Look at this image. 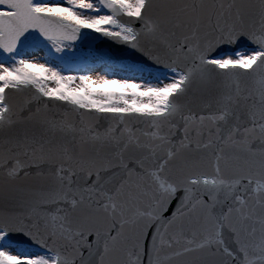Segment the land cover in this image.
<instances>
[{"label": "snow or ice", "instance_id": "6c2138e0", "mask_svg": "<svg viewBox=\"0 0 264 264\" xmlns=\"http://www.w3.org/2000/svg\"><path fill=\"white\" fill-rule=\"evenodd\" d=\"M85 30L163 71L21 51ZM0 53V264H264V0H0Z\"/></svg>", "mask_w": 264, "mask_h": 264}, {"label": "rangeland", "instance_id": "374dc122", "mask_svg": "<svg viewBox=\"0 0 264 264\" xmlns=\"http://www.w3.org/2000/svg\"><path fill=\"white\" fill-rule=\"evenodd\" d=\"M65 6H67L65 4ZM85 48L79 46H74L72 49H66L65 53H55L54 49L50 47H29L21 49L25 58L33 59L39 63H51L54 67H59L64 72L65 75H86L90 74L93 76L97 75H107L109 79H134L136 82H155L154 76L158 70L145 68L144 72H131L121 67V65L112 64H102L100 67L92 66L85 67L88 61L93 55L86 52ZM60 57H64L63 60ZM123 61V60H122ZM101 64V63H98ZM124 64H136L129 61L123 62ZM106 65L107 67H104ZM99 69V71L97 70ZM106 69V70H105Z\"/></svg>", "mask_w": 264, "mask_h": 264}, {"label": "water", "instance_id": "95a60500", "mask_svg": "<svg viewBox=\"0 0 264 264\" xmlns=\"http://www.w3.org/2000/svg\"><path fill=\"white\" fill-rule=\"evenodd\" d=\"M85 32L87 33V35L85 37H83L81 40H79V42H81L87 46H92V43H94V44H96L95 46H97L98 51L99 52L101 51L103 53H113L114 47L124 48V51L114 55V57H113L114 60L124 59V60H130V61H133L136 63H142V60L140 59L139 53H135L133 50L127 49L126 46H114V42L108 40L107 38L99 36V34L92 33L89 30H85ZM3 55H4L3 53H0V57ZM144 65L159 69V66L153 67L151 62H148ZM161 70H163V69H161ZM22 98L23 97L19 94L14 95V99L16 101H19Z\"/></svg>", "mask_w": 264, "mask_h": 264}]
</instances>
